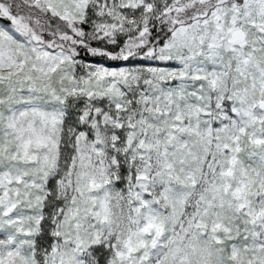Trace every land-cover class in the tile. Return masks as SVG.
Here are the masks:
<instances>
[{"label":"snow or ice","instance_id":"obj_1","mask_svg":"<svg viewBox=\"0 0 264 264\" xmlns=\"http://www.w3.org/2000/svg\"><path fill=\"white\" fill-rule=\"evenodd\" d=\"M0 264H264V0H0Z\"/></svg>","mask_w":264,"mask_h":264}]
</instances>
